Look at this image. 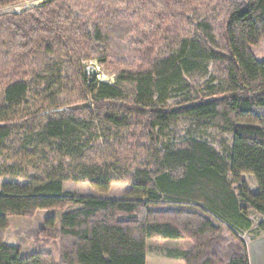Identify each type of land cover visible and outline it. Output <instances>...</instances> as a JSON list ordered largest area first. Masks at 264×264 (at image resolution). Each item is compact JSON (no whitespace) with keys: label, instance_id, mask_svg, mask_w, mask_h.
<instances>
[{"label":"trees","instance_id":"trees-1","mask_svg":"<svg viewBox=\"0 0 264 264\" xmlns=\"http://www.w3.org/2000/svg\"><path fill=\"white\" fill-rule=\"evenodd\" d=\"M27 1L0 0V176L27 181L1 186L0 264H147L151 238L189 240L184 264H251L243 233L264 235V0ZM209 130L230 137L221 151ZM67 182L130 190L75 196ZM51 209L62 214L29 232L34 247L6 242L9 217Z\"/></svg>","mask_w":264,"mask_h":264},{"label":"rangeland","instance_id":"rangeland-1","mask_svg":"<svg viewBox=\"0 0 264 264\" xmlns=\"http://www.w3.org/2000/svg\"><path fill=\"white\" fill-rule=\"evenodd\" d=\"M44 1L45 0H29L26 3V7H32ZM22 9V7H15L10 8L9 10L20 11ZM90 65L94 66L97 69L96 77L99 82L114 83L115 76L113 74L107 73V71H105L101 66H99L97 62H90L86 64L87 67H89ZM63 95L64 91H61L58 96L62 97ZM181 129L183 131L181 136L173 140L172 144L179 143L186 139L189 132L186 123L181 124ZM229 138L230 137L223 135L215 130H209L208 135H205L203 139L212 144L217 150L221 151L224 147V140L227 139V141L229 142ZM1 158L0 165H4L5 162ZM8 182H14L23 185L26 184L27 181L0 176V190L1 186ZM129 190L130 185L127 183L114 184L111 190L107 193H101L95 190L88 183H65V192L68 195L93 196L97 198L111 200L123 199ZM61 214V210L51 209L39 211L35 214V216L30 218L9 217V229L6 233V242L11 246L16 245L17 243L23 244L24 247L27 249L34 247V243L29 237V232L43 229L45 227V222L49 217L54 216L59 218ZM257 224L258 221L256 219V221L254 222V227H256ZM254 236L256 235H254L253 232H245L243 233L242 239L246 242H250V239ZM54 243L48 245L46 244L47 248L51 249L52 251H57ZM191 247L192 243L189 240H163L158 238H151L147 242V264H184V262L179 259L178 256H180L183 252L190 250ZM58 255L56 259L57 263Z\"/></svg>","mask_w":264,"mask_h":264},{"label":"crops","instance_id":"crops-1","mask_svg":"<svg viewBox=\"0 0 264 264\" xmlns=\"http://www.w3.org/2000/svg\"><path fill=\"white\" fill-rule=\"evenodd\" d=\"M244 181L247 183L249 189L253 193L258 192L256 182L252 176H244ZM260 220V218H253L255 222ZM250 263L251 264H264V235L254 236L250 239V242L247 241Z\"/></svg>","mask_w":264,"mask_h":264},{"label":"water","instance_id":"water-1","mask_svg":"<svg viewBox=\"0 0 264 264\" xmlns=\"http://www.w3.org/2000/svg\"><path fill=\"white\" fill-rule=\"evenodd\" d=\"M87 73L91 76H96L97 75V69L90 65L87 68ZM92 107V103L91 100H89L87 103L85 104H77V105H73V106H68V107H64L62 109H60V111H81V110H86Z\"/></svg>","mask_w":264,"mask_h":264}]
</instances>
